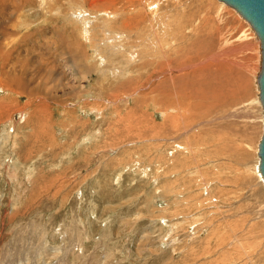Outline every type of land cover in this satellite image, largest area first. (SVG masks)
I'll use <instances>...</instances> for the list:
<instances>
[{
  "label": "rangeland",
  "instance_id": "1",
  "mask_svg": "<svg viewBox=\"0 0 264 264\" xmlns=\"http://www.w3.org/2000/svg\"><path fill=\"white\" fill-rule=\"evenodd\" d=\"M261 63L219 0H0V264H264Z\"/></svg>",
  "mask_w": 264,
  "mask_h": 264
},
{
  "label": "water",
  "instance_id": "2",
  "mask_svg": "<svg viewBox=\"0 0 264 264\" xmlns=\"http://www.w3.org/2000/svg\"><path fill=\"white\" fill-rule=\"evenodd\" d=\"M227 5L235 8L239 14L245 18L256 32L261 42L262 67L257 76L259 86V99L263 107L264 114V0H221ZM258 155L260 157L259 169L264 177V122L263 134L259 142Z\"/></svg>",
  "mask_w": 264,
  "mask_h": 264
},
{
  "label": "bare ground",
  "instance_id": "3",
  "mask_svg": "<svg viewBox=\"0 0 264 264\" xmlns=\"http://www.w3.org/2000/svg\"><path fill=\"white\" fill-rule=\"evenodd\" d=\"M219 1H221V0H219ZM223 2V1H222ZM135 3V2H134ZM225 3V2H224ZM226 4V3H225ZM148 6H149V9L150 8H156L157 7V4H155V2H151V3H149L148 4ZM235 9V8H234ZM236 10V9H235ZM237 11V10H236ZM239 13V12H238ZM107 14V13H106ZM114 16V15H113ZM245 19V18H244ZM246 20V19H245ZM134 20L133 19H131L130 20V22H133ZM247 21V20H246ZM124 22V21H123ZM248 22V21H247ZM129 24V23H128ZM250 24V23H249ZM87 25V24H86ZM126 27H130V24L129 25H126ZM119 31L117 30V32L116 33H118ZM115 33V34H116ZM256 33V32H255ZM119 34V33H118ZM257 35V34H256ZM116 38V37H115ZM259 39V38H258ZM261 54H262V48H261ZM167 57V56H166ZM168 64L170 65V61L168 62ZM261 67H262V63H261ZM144 86V85H143ZM202 86H203V90H202V93H205L206 92V85H205V80L203 81V83H202ZM208 89V88H207ZM182 90L183 91H185V88H182ZM206 93H217V90H215V91H210V89H208V91L206 92ZM184 97H182L181 95L179 96L182 100L181 101H185V100H187V95H183ZM201 95H192V96H190L189 97V100L187 101V103L186 104H184V103H182L181 101L179 102L180 103V105H182V106H179L178 108H176L175 107V109L176 110H179L178 112H182V110H186L187 109V107L188 108H190V107H192L191 105H190V101L193 99V98H197V97H200ZM185 99V100H184ZM260 100V99H259ZM155 103H156V101H155ZM161 106V105H160ZM186 106V107H185ZM172 109H174V108H172ZM261 172V171H260ZM262 174V173H261ZM263 176V175H262Z\"/></svg>",
  "mask_w": 264,
  "mask_h": 264
}]
</instances>
